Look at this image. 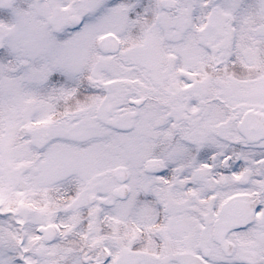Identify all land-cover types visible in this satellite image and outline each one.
I'll use <instances>...</instances> for the list:
<instances>
[{
    "label": "snow or ice",
    "instance_id": "snow-or-ice-1",
    "mask_svg": "<svg viewBox=\"0 0 264 264\" xmlns=\"http://www.w3.org/2000/svg\"><path fill=\"white\" fill-rule=\"evenodd\" d=\"M0 264H264V0H0Z\"/></svg>",
    "mask_w": 264,
    "mask_h": 264
}]
</instances>
